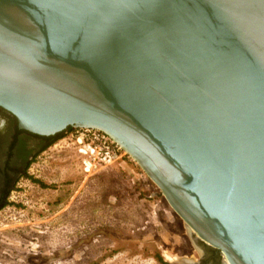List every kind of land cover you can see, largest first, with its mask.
<instances>
[{"label":"water","instance_id":"water-1","mask_svg":"<svg viewBox=\"0 0 264 264\" xmlns=\"http://www.w3.org/2000/svg\"><path fill=\"white\" fill-rule=\"evenodd\" d=\"M0 107L105 131L196 241L264 264V0H0Z\"/></svg>","mask_w":264,"mask_h":264},{"label":"rangeland","instance_id":"rangeland-1","mask_svg":"<svg viewBox=\"0 0 264 264\" xmlns=\"http://www.w3.org/2000/svg\"><path fill=\"white\" fill-rule=\"evenodd\" d=\"M72 130V129H71ZM38 151L0 210V264H184L199 243L134 161L84 170L69 133Z\"/></svg>","mask_w":264,"mask_h":264},{"label":"flooded vegetation","instance_id":"flooded-vegetation-1","mask_svg":"<svg viewBox=\"0 0 264 264\" xmlns=\"http://www.w3.org/2000/svg\"><path fill=\"white\" fill-rule=\"evenodd\" d=\"M45 142V138L19 132L16 118L0 107V206ZM197 242L201 252L193 264H226L219 249L200 239Z\"/></svg>","mask_w":264,"mask_h":264},{"label":"built area","instance_id":"built-area-1","mask_svg":"<svg viewBox=\"0 0 264 264\" xmlns=\"http://www.w3.org/2000/svg\"><path fill=\"white\" fill-rule=\"evenodd\" d=\"M69 138L84 156V170L91 171L100 166L133 160L124 148L108 133L96 128L73 127Z\"/></svg>","mask_w":264,"mask_h":264},{"label":"trees","instance_id":"trees-1","mask_svg":"<svg viewBox=\"0 0 264 264\" xmlns=\"http://www.w3.org/2000/svg\"><path fill=\"white\" fill-rule=\"evenodd\" d=\"M71 129H72V127H69V128H67L66 130H64V131L59 132V133H57V134H55V135H51V136H40V135H38V134H34V133H31V132H28V131H26V130L19 129V128H18V131H19V132H26V133H28V134H30V135H32V136H37V137L45 138V139H46V142L44 143V145H43V146L41 147V149L39 150V151H44V150H46L48 147H50L51 145L55 144L58 140H60V139H62L63 137H65V135H66ZM33 158H34V157H33ZM33 158H32V159H33ZM32 159H30V160L28 161V164H27V166H26V170H25V172L23 173V177H27V178L33 179L34 182H38L41 186L46 187L47 185L44 184L43 182H41V181H39V180H37V179L32 178L31 176H29V174H28V169H29L31 163L33 162ZM15 185H16V184H15ZM14 187H15V186H14ZM14 187H13L12 189H14ZM7 199H8V198H7V196H6L4 203L0 206V210L3 209L6 205H8V201H7ZM158 260H159L161 263H163V264H169L168 262H165V261L163 260V258H161V257H159Z\"/></svg>","mask_w":264,"mask_h":264},{"label":"bare ground","instance_id":"bare-ground-1","mask_svg":"<svg viewBox=\"0 0 264 264\" xmlns=\"http://www.w3.org/2000/svg\"><path fill=\"white\" fill-rule=\"evenodd\" d=\"M169 204V203H168ZM173 209V208H172ZM175 212V211H174ZM176 213V212H175ZM177 214V213H176ZM187 227V226H186ZM180 262H184V264H186L188 262V260H184V259H180Z\"/></svg>","mask_w":264,"mask_h":264}]
</instances>
